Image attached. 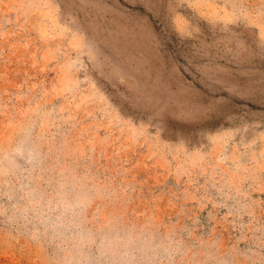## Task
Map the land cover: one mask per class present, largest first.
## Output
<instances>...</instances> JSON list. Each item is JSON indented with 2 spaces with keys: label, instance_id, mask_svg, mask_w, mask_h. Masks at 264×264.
Instances as JSON below:
<instances>
[{
  "label": "rangeland",
  "instance_id": "374dc122",
  "mask_svg": "<svg viewBox=\"0 0 264 264\" xmlns=\"http://www.w3.org/2000/svg\"><path fill=\"white\" fill-rule=\"evenodd\" d=\"M201 1L0 0V185L61 213L9 222L0 188V264H80L132 224L175 245L156 264H264V0Z\"/></svg>",
  "mask_w": 264,
  "mask_h": 264
},
{
  "label": "bare ground",
  "instance_id": "6f19581e",
  "mask_svg": "<svg viewBox=\"0 0 264 264\" xmlns=\"http://www.w3.org/2000/svg\"><path fill=\"white\" fill-rule=\"evenodd\" d=\"M199 4L200 6L205 5L204 2H202L201 0H199ZM48 14L50 16H52L53 20L55 21L59 16H58V12H56L55 9H49L48 10ZM85 36V35H84ZM83 36V37H84ZM85 37H90L89 35H86ZM82 38V37H81ZM83 39V38H82ZM80 41V40H79ZM81 42V41H80ZM87 41H85V38L82 41V44L80 46H85L86 48L90 46ZM72 65H75V63H72ZM118 72V71H117ZM119 75L124 76V73H122L120 71ZM21 143H19L18 145H15V148L13 149H7L4 151V156L6 157L5 160L11 159L12 153L9 151H12L13 154L16 156L17 153L18 154H22L21 153ZM4 160V161H5ZM3 161V157L0 158V162ZM4 163V162H3ZM2 166H4V164H2ZM54 191L60 187L58 189V191L53 192L54 195V199H56L58 201L57 205L60 203L61 205V210L64 211V215L65 217H67L70 213L68 211H73V217L74 214H77V216L80 215V213L82 214V210L86 207L84 205H86V202L81 201L82 195L78 192L81 190L78 189V185H73V184H67L64 185L63 183H56V178H54ZM59 182V181H57ZM83 183V182H82ZM84 184V183H83ZM13 184H9L5 185V186H1L0 188H2L4 190V193L8 194V196H10L13 200L14 204L13 205L14 209L18 210L17 212L14 211L13 214L8 215V221L9 222H17L19 225H21L22 223H24L25 221L29 224H32L33 226H42V227H47V228H54L57 226V223L54 221L53 218L55 219H59L61 213L56 214V216H54L53 210L54 207L56 206H52L49 207L50 203L48 202L45 206H42V204L39 205V209L38 208V200L39 197L43 195L42 191L40 189H38V194L37 193H33L35 190L31 191L29 194L27 192H24V196L23 198H20L18 195L16 196H12L14 193V189L12 187ZM62 188H65L64 190H60ZM76 188L77 193L71 192L69 193V191L71 189ZM25 188H33V186L31 185V182H27L25 185H21L20 187V191L24 190ZM13 189V190H12ZM42 189V186H41ZM12 190V191H11ZM19 191V192H20ZM23 192H21L22 194ZM74 195H71V194ZM12 194V195H11ZM28 197H30L27 200L28 202H32L31 206H33V213H31L30 209H28V206L26 205V202L23 199H26ZM52 195V193H51ZM22 197V195H21ZM36 200V201H35ZM37 204H36V203ZM80 204V205H77ZM24 205V206H23ZM245 206V205H242ZM247 207V206H245ZM19 208V209H18ZM248 208V207H247ZM23 211H22V210ZM86 209V208H85ZM61 221V219H60ZM59 221V222H60ZM65 223H68V221H66ZM133 225V228L131 229H126V230H116L115 227L112 228L111 234L109 237L105 236L103 237V239H101L100 243H96L95 239H97L96 236H101L104 235L105 232H103L101 234V231H99L98 233L94 234L95 232L91 230V232H93L91 235H93V238L91 239V243H92V249H90L88 251V253H84V251H82L81 249H78L79 252H81V255L76 254V248L74 247V252L72 253L74 257H76V261L80 262V264H156L157 261L161 260L163 261L164 258H166L169 253H171L173 251V246L175 245H171V247L169 245H167L168 243H165L164 241H160V242H153L152 240V233L153 232L151 230V228H144L141 232V235L139 236V229L137 228V225ZM41 228V227H40ZM68 228L69 225H68ZM135 230V231H134ZM149 231V233H147ZM134 232L136 234V236L141 237H148L151 238L148 239V241H144L143 244H141V241L139 242H132L133 239V235ZM85 233H90L89 231H85L83 233V235ZM12 234L11 236H14V233H10ZM73 234V233H72ZM82 235V236H83ZM95 238V239H94ZM106 238V239H105ZM141 238H139L138 240H140ZM136 239V238H135ZM98 240V239H97ZM144 240V239H143ZM99 242V240H98ZM96 244V245H94ZM134 249L136 251H141V257L138 255L139 253L134 252ZM254 251V259H258L260 257L259 253H263L262 249H253ZM108 252H112V257H109V254L107 255ZM258 252V253H257ZM109 257V258H108ZM171 258H173V256H171ZM224 262H227L226 259H223ZM161 264H172V260L170 258L167 259L166 263L163 262Z\"/></svg>",
  "mask_w": 264,
  "mask_h": 264
}]
</instances>
